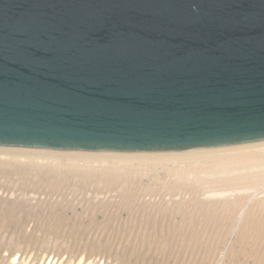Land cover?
<instances>
[{"label": "water", "instance_id": "1", "mask_svg": "<svg viewBox=\"0 0 264 264\" xmlns=\"http://www.w3.org/2000/svg\"><path fill=\"white\" fill-rule=\"evenodd\" d=\"M264 141V0H0V147Z\"/></svg>", "mask_w": 264, "mask_h": 264}, {"label": "rangeland", "instance_id": "2", "mask_svg": "<svg viewBox=\"0 0 264 264\" xmlns=\"http://www.w3.org/2000/svg\"><path fill=\"white\" fill-rule=\"evenodd\" d=\"M259 143L263 145L209 149H264V141ZM20 158L15 164L31 167L30 161ZM170 166L144 167L141 175L125 184L89 177L90 181L58 186V191L37 178L22 181L14 171L0 172V264H264L262 224L251 218L240 229L248 215L258 213L257 205L264 202V185L240 181L218 187L216 197H245L231 222L193 218L194 210L186 205L193 194L186 188L170 187ZM204 189L197 193L201 198L213 188Z\"/></svg>", "mask_w": 264, "mask_h": 264}, {"label": "bare ground", "instance_id": "3", "mask_svg": "<svg viewBox=\"0 0 264 264\" xmlns=\"http://www.w3.org/2000/svg\"><path fill=\"white\" fill-rule=\"evenodd\" d=\"M258 143L250 144L249 147L263 145L262 143H259V144ZM241 148L243 147H234L232 149H204V150L199 149V150L175 151V152H164V153L163 152H153V153L151 152H146V153H110V152L86 153L85 152V153H82L80 151L63 152V151H50V150H38V149H16V148L7 149V148L0 147V154L3 155L0 158L1 160L0 161V172L11 173L14 171V173L19 174L22 181L28 180L29 177L30 179L37 178V181H39V183L41 182V183L46 184L47 187H49V189L56 188L57 190L58 186L59 187L66 186L76 181L78 182H82L83 180L86 181L87 178L89 177L91 178V180H96V181L106 180V181H109V183L115 181V183L117 182L119 184H125L131 181V178L135 177L136 174H138L141 171V169L144 167L148 168V166L155 165V164L156 165L162 164L165 166L171 164L172 166L167 167L169 168L168 170L166 168L169 176L170 175L172 176L171 177L172 179L170 180L171 181L170 187L173 189L186 188V192H187V189H189V191L192 192L193 195L191 199L189 200V203H187L186 205L188 206V208L190 206L194 210V214H192L193 218H196V217L198 218L199 216H201V217H204V219L212 220L215 222H219L222 218H224L223 220L226 219V223H227V220L231 222L234 219L237 213L236 211L239 208L238 206L244 201L245 197L242 195L236 196L235 198L233 196H232L233 198L224 197V196L216 197L215 191L219 190L218 187L219 186H225V187L231 186L232 184L236 182H240V181L249 183V184H254V185L256 184L264 185V149L256 148L248 152ZM21 156L24 157L27 161H30V163L28 164L31 167H26V165H23V164H15L14 161L15 160L18 161ZM80 160L84 162L81 164L79 163ZM94 161L95 163L98 162V164H95ZM60 164L65 165V166H60ZM8 169H10L11 171ZM191 176L192 178H190ZM165 183H168V182L165 181ZM205 187H209L213 189H209L212 191H209V193L207 192V194L204 193V197L201 198L200 197L201 195L198 196L197 193L202 194L203 191L205 192V189H204ZM151 188L152 187H150V189ZM216 192L218 193V191ZM175 194L177 195V193ZM175 197L177 198V196L174 195V198ZM174 201L175 200H173V202ZM167 203L169 204L170 202L168 201ZM184 204H180V206L181 205L183 206ZM186 205L184 206V208L186 207ZM257 207H258V211H257L258 213L253 212V215L247 216L245 221H243L244 224L241 225L242 227L240 228L241 231L243 230V227L245 229V226L249 225L247 223H249L250 220L255 219V218H257L256 221L262 224L261 226L262 228L260 227L261 231H264V202L263 203L260 202V204L257 205ZM167 219H169V217Z\"/></svg>", "mask_w": 264, "mask_h": 264}]
</instances>
